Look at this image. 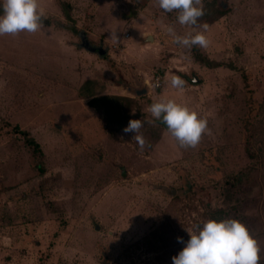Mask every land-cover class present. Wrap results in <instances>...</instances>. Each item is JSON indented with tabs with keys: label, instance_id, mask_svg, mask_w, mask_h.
I'll list each match as a JSON object with an SVG mask.
<instances>
[{
	"label": "rangeland",
	"instance_id": "rangeland-1",
	"mask_svg": "<svg viewBox=\"0 0 264 264\" xmlns=\"http://www.w3.org/2000/svg\"><path fill=\"white\" fill-rule=\"evenodd\" d=\"M39 3L40 31L0 36V264H172L177 237L186 242L217 209L247 226L264 264V0H204L195 26L156 0ZM204 24L202 55L233 67L201 63L166 31ZM169 98L206 117L210 134L180 148L156 120L141 129V151L122 129L154 120L148 107ZM250 134V150H263L254 164Z\"/></svg>",
	"mask_w": 264,
	"mask_h": 264
},
{
	"label": "clouds",
	"instance_id": "clouds-1",
	"mask_svg": "<svg viewBox=\"0 0 264 264\" xmlns=\"http://www.w3.org/2000/svg\"><path fill=\"white\" fill-rule=\"evenodd\" d=\"M157 6L166 13L176 11L177 21L182 26H195L206 14L204 0H156ZM46 17L40 8L39 0H0V36H16L22 32L34 34L44 27ZM203 31L178 35L172 26L166 28L174 43L191 49L193 46L207 49L210 38ZM111 39L119 42L116 31ZM171 87L183 89L185 81L178 75L170 77ZM155 84L153 87H158ZM154 120L141 121L130 119L122 129L123 133H132L139 149L143 151L148 142L141 129L145 123L153 124L162 120L171 137L180 148H196L203 135L210 134L206 117L174 99H161L153 102L147 109ZM134 114V111H133ZM189 239L185 242L177 237L184 247L172 257V264H260V247L250 234L247 226L235 218L208 219L187 231Z\"/></svg>",
	"mask_w": 264,
	"mask_h": 264
},
{
	"label": "trees",
	"instance_id": "trees-1",
	"mask_svg": "<svg viewBox=\"0 0 264 264\" xmlns=\"http://www.w3.org/2000/svg\"><path fill=\"white\" fill-rule=\"evenodd\" d=\"M222 8L220 7V6H218L215 10H213L210 14H208V17H210V15H211V17L210 18H214V17H216V16H219V15H221L222 14ZM192 50H193V55H194V58L196 59V60H198V61H200L201 63H205L206 65H208V66H212V67H215V66H219V65H226V66H229V67H233V65L231 64V63H227V64H225L224 62H219V61H213V60H209L208 58H206L204 55H202V53L200 52V50H199V48L198 47H196V46H193L192 47ZM243 77H244V75H243ZM244 80H246L245 79V77H244ZM245 86H246V88H247V91L248 92H251L250 91V89L248 88V85H247V83H245ZM117 97H119V98H117ZM115 99H117L118 100V102L120 101V99H124V100H129V98H122V96L120 97V96H115L114 97ZM114 99V100H115ZM105 100H107V99H105ZM111 101H109V103H110ZM108 103V104H109ZM249 104H250V108L252 109L253 108V101L252 100H250L249 101ZM109 109H113V110H115V113L117 114V115H119V113L122 115L123 114V112L120 110V107H119V105H117L116 106V101H115V103H110L109 104ZM248 119H250V118H248ZM248 119H245V122H244V130H246V132L248 133V132H251L252 131V124H251V121L250 120H248ZM22 133L24 134V136H25V140H26V142L32 147V149H33V151L35 152V153H37V152H40V150H39V146L37 145V143L35 142V140L31 137V136H29L28 135V133L26 132V131H22ZM252 136V134H250L249 136H248V138H247V146H246V151H247V153H248V156L250 157V158H253L254 159V161H253V163L252 164H254L256 161H258L259 160V158H261V156H262V153H263V150H260V149H256L254 152H252L251 150H250V148H249V138ZM261 154V155H260ZM243 174V173H242ZM241 181V176H239V177H230V176H228V177H226V180H225V182H228V183H232L233 182V184H234V182H236V183H238V182H240ZM222 213H224V210L223 209H217V210H215V211H208V213H207V217H208V219H215V220H221L222 218H221V214Z\"/></svg>",
	"mask_w": 264,
	"mask_h": 264
},
{
	"label": "water",
	"instance_id": "water-1",
	"mask_svg": "<svg viewBox=\"0 0 264 264\" xmlns=\"http://www.w3.org/2000/svg\"><path fill=\"white\" fill-rule=\"evenodd\" d=\"M80 39H81V45L83 47H85L86 49L96 51L99 54H103L105 52V50L103 48H101L100 46L91 45L84 34H80ZM148 39H149V37H148ZM143 91H146V88H144Z\"/></svg>",
	"mask_w": 264,
	"mask_h": 264
},
{
	"label": "built area",
	"instance_id": "built-area-1",
	"mask_svg": "<svg viewBox=\"0 0 264 264\" xmlns=\"http://www.w3.org/2000/svg\"><path fill=\"white\" fill-rule=\"evenodd\" d=\"M125 36H128V33H126ZM155 80H156L155 84H157V83L160 84V82H159V76H157V77L155 78Z\"/></svg>",
	"mask_w": 264,
	"mask_h": 264
},
{
	"label": "crops",
	"instance_id": "crops-1",
	"mask_svg": "<svg viewBox=\"0 0 264 264\" xmlns=\"http://www.w3.org/2000/svg\"><path fill=\"white\" fill-rule=\"evenodd\" d=\"M147 38H148V37H147ZM147 38H146V39H147Z\"/></svg>",
	"mask_w": 264,
	"mask_h": 264
}]
</instances>
